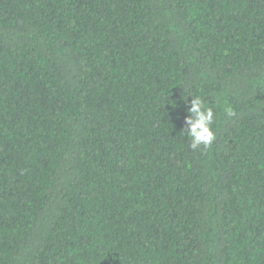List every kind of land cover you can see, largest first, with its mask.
Wrapping results in <instances>:
<instances>
[{
  "label": "trees",
  "instance_id": "trees-1",
  "mask_svg": "<svg viewBox=\"0 0 264 264\" xmlns=\"http://www.w3.org/2000/svg\"><path fill=\"white\" fill-rule=\"evenodd\" d=\"M0 264H264V0H0Z\"/></svg>",
  "mask_w": 264,
  "mask_h": 264
},
{
  "label": "clouds",
  "instance_id": "clouds-1",
  "mask_svg": "<svg viewBox=\"0 0 264 264\" xmlns=\"http://www.w3.org/2000/svg\"><path fill=\"white\" fill-rule=\"evenodd\" d=\"M189 97L191 98L189 101ZM186 115L184 117V127L181 133L190 140L188 145L192 151L203 152L209 149L216 135L213 131L215 114L211 107H208L204 100L199 97H193L191 94L184 99Z\"/></svg>",
  "mask_w": 264,
  "mask_h": 264
}]
</instances>
